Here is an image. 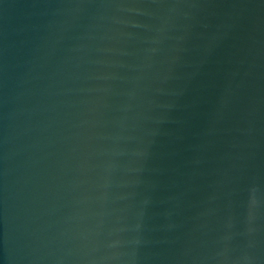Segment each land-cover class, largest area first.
<instances>
[{"label": "water", "instance_id": "1", "mask_svg": "<svg viewBox=\"0 0 264 264\" xmlns=\"http://www.w3.org/2000/svg\"><path fill=\"white\" fill-rule=\"evenodd\" d=\"M0 264H264V0H0Z\"/></svg>", "mask_w": 264, "mask_h": 264}]
</instances>
